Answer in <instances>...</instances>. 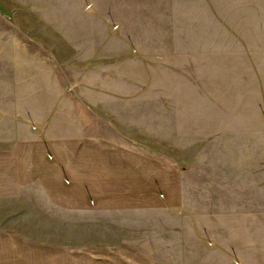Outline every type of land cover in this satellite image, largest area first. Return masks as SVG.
Instances as JSON below:
<instances>
[{
	"label": "rangeland",
	"instance_id": "1",
	"mask_svg": "<svg viewBox=\"0 0 264 264\" xmlns=\"http://www.w3.org/2000/svg\"><path fill=\"white\" fill-rule=\"evenodd\" d=\"M37 81L84 134L159 166L134 204L164 207L29 206L11 228L69 264L126 242L169 264H264V0H0V142L11 116L59 137Z\"/></svg>",
	"mask_w": 264,
	"mask_h": 264
},
{
	"label": "crops",
	"instance_id": "2",
	"mask_svg": "<svg viewBox=\"0 0 264 264\" xmlns=\"http://www.w3.org/2000/svg\"><path fill=\"white\" fill-rule=\"evenodd\" d=\"M36 84L37 98L57 100V112L49 102L44 104L48 108L42 115L58 114L59 137L48 131L49 120L46 125L39 120L34 128L20 119L17 123L12 116L3 120L11 129L7 131L9 138L0 142V264H69L67 247L31 239L11 228L10 223L20 219L29 206L33 210L41 206L43 210L46 205L55 211L64 209L65 214L164 207L134 204L135 199L147 201L148 192L142 191L139 183L144 182L148 188L146 181L154 174H162L158 165L133 158L103 136L84 134L78 119L64 114L67 107L59 103L60 88L49 91L46 84ZM176 182L180 196L177 179ZM137 191L144 195L138 196ZM60 192L64 194V204L58 200ZM80 260L82 264H169L129 242L87 246L80 252Z\"/></svg>",
	"mask_w": 264,
	"mask_h": 264
}]
</instances>
